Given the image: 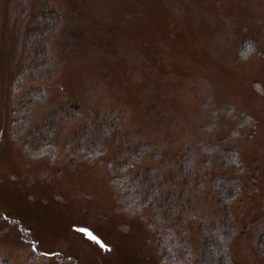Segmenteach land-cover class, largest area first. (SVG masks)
I'll return each instance as SVG.
<instances>
[{"label":"rangeland","instance_id":"obj_1","mask_svg":"<svg viewBox=\"0 0 264 264\" xmlns=\"http://www.w3.org/2000/svg\"><path fill=\"white\" fill-rule=\"evenodd\" d=\"M43 19L54 65L29 77L27 36ZM95 117L110 119L101 138ZM36 128L53 158L27 152ZM92 136L100 156L76 154ZM232 147L240 172L217 165ZM126 158L173 204L128 213L111 182ZM212 175L238 178L228 204ZM208 222L223 223L232 264H264V0H0V264H170L158 230L201 264Z\"/></svg>","mask_w":264,"mask_h":264},{"label":"trees","instance_id":"obj_2","mask_svg":"<svg viewBox=\"0 0 264 264\" xmlns=\"http://www.w3.org/2000/svg\"><path fill=\"white\" fill-rule=\"evenodd\" d=\"M42 22L38 29H40V31H44L46 29L43 33L39 32L37 28H33L30 31V35L27 36V44L29 46V50L26 57L29 62L27 65V70H30L28 71L29 77L34 73H40L45 75L53 68L54 65L50 61L51 58L48 53L47 46L49 43L48 40L50 37V32L54 28L55 22L49 24L44 19L42 20ZM23 78L20 77V79ZM14 89L18 90L19 85L15 83ZM32 92H34V94L35 92L36 94L39 92V97H42V94L44 93L42 89L39 90L38 88L33 87L30 88L29 93ZM30 99L31 98H29L26 102H29ZM22 120L23 118L16 116L14 118L15 126L20 125L19 122ZM93 120H95V122L90 123L93 124V128L95 130L94 134H97L100 138L103 137L107 131H110L111 124L109 118H103V120L101 119L100 121L98 117H95ZM97 120L98 123H96ZM39 133L40 132L38 128H36L34 131H30L25 134V141L23 142H25L26 146L28 147L27 152L32 155L43 154L53 158L56 154V146L51 143V140H47ZM97 141L98 137L92 136V139L90 137L86 141L74 145L76 154H79L80 156H83L88 159H95L99 157L101 154V149L100 147H98L99 145ZM32 142L33 144H31ZM31 146H33V148ZM65 147V149L69 148L70 144H66ZM137 151L138 150H134V154H136ZM143 152V149L139 150V159L141 158L140 156H142ZM222 153L223 157H221L220 160H217V165L220 166L221 169L231 167L232 169H235L236 172H240L241 162L239 160L236 148L232 147L227 150L223 149ZM130 160L131 158H126L124 160V163L122 165H119L118 168H116V172L117 169H119L118 172H120V174L113 175L111 179L113 186L119 193L118 195L121 200V203L123 204V208L128 213L139 214L140 210L144 207H149L152 204H154V207L157 206L155 202L156 199L157 201L159 200V197H161L165 203H170V205H172V197L170 195L162 193L161 190L165 188V186H163V183H160L159 178H156L154 176L152 170L149 171L147 177L144 180H142L141 177H139L138 175H131L128 172H124L127 170V166L129 165ZM186 160V155H184L181 158L182 167L183 169H187V171H185L188 172L191 166V162L189 161V163H187ZM218 180L219 178L217 176L212 175L210 186L212 189L219 190V206L223 204L226 205L234 197H236L233 195H236L237 192L241 189L238 184V178L236 176H231L228 179L226 178L222 186H219L217 184ZM181 208L183 209V206H181ZM152 224L157 225L156 222ZM208 224L210 225L211 230L213 231L214 237L212 234H209L207 237H203V244L206 243L207 245L203 246V253L199 260L200 263L232 264V262L228 259L229 257L221 248V244L223 246L225 241H227V237H229L228 234L224 231L225 228L222 225L223 223L221 224L220 228L217 227V225H214L215 223L213 222H208ZM260 237L261 240L259 241V248L264 251V234H262ZM217 238L219 241H221V243H218V241H216ZM156 239L159 243V251H161L162 259L164 261H167L170 264H188V254H186V247L182 245L183 242L178 241L177 244H174L173 238L169 235V233H166V231L159 230L157 232ZM208 249L212 251L208 252Z\"/></svg>","mask_w":264,"mask_h":264},{"label":"water","instance_id":"obj_3","mask_svg":"<svg viewBox=\"0 0 264 264\" xmlns=\"http://www.w3.org/2000/svg\"><path fill=\"white\" fill-rule=\"evenodd\" d=\"M76 229H77L78 231L84 233L85 236H86L88 239H90V240H92V241L98 243L101 247H103V243L100 241V239H99L98 237H96V236H95L90 230H88V229H86V228H83V227H78V228H76Z\"/></svg>","mask_w":264,"mask_h":264}]
</instances>
